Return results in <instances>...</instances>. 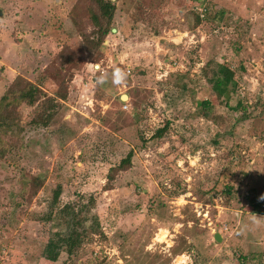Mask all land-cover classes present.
I'll list each match as a JSON object with an SVG mask.
<instances>
[{
	"label": "rangeland",
	"instance_id": "rangeland-1",
	"mask_svg": "<svg viewBox=\"0 0 264 264\" xmlns=\"http://www.w3.org/2000/svg\"><path fill=\"white\" fill-rule=\"evenodd\" d=\"M112 1L115 31L91 54L92 0H0V99L18 76L68 93L48 127L22 106L8 136L0 264H52L42 251L62 229L46 219L58 186L61 208L94 200L103 235L56 264H264V0ZM219 65L237 82L228 103L211 82Z\"/></svg>",
	"mask_w": 264,
	"mask_h": 264
},
{
	"label": "trees",
	"instance_id": "trees-1",
	"mask_svg": "<svg viewBox=\"0 0 264 264\" xmlns=\"http://www.w3.org/2000/svg\"><path fill=\"white\" fill-rule=\"evenodd\" d=\"M200 1V0H192ZM206 1V0H201ZM94 8L92 10L91 20L95 27L97 40L88 37L84 33L85 47L91 54L95 50H99L104 44V40L109 33L114 32L111 24L114 20L117 7L112 0H92ZM68 62L69 60L66 59ZM213 90L216 92L219 99H224L226 103L231 99L232 94L237 89L234 72L226 65H219V69L214 72L211 79ZM41 87L37 84L27 81L21 76H18L11 84L9 89L0 99V160L4 161L10 155L12 147L7 141L9 135L16 134L20 129L22 106L35 108L37 112L36 122L39 125L48 127L56 117V111L61 106L59 101H66L68 93L66 90L59 89L54 95L46 97ZM212 105L208 101L200 103V111L204 117L208 116ZM242 109V105H237V109ZM166 133V128L157 130L155 137H163ZM134 153L130 151L126 158L120 164L110 169L108 181L104 189L106 191L114 189V182L117 175L132 167V159ZM62 188L58 186L54 190L53 201L50 206V212L46 219L52 221L56 219L61 224L62 229L51 230L48 236L42 257L49 263L56 264L63 253L72 257L76 252L87 243L92 236L103 235L100 220L98 216H88L92 214L94 200L91 205L86 206L85 210H75L71 206L60 207V198ZM257 208V202H254ZM86 212V214H84ZM260 213V212H256ZM91 223L88 227V223ZM64 227V228H63Z\"/></svg>",
	"mask_w": 264,
	"mask_h": 264
},
{
	"label": "clouds",
	"instance_id": "clouds-1",
	"mask_svg": "<svg viewBox=\"0 0 264 264\" xmlns=\"http://www.w3.org/2000/svg\"><path fill=\"white\" fill-rule=\"evenodd\" d=\"M97 71L100 72V74L96 77V81L98 84H103L107 77L106 74L103 72V70L99 69L97 66ZM126 78V72L121 70L120 68H114L111 73V82L113 85H120L123 83V81Z\"/></svg>",
	"mask_w": 264,
	"mask_h": 264
},
{
	"label": "water",
	"instance_id": "water-1",
	"mask_svg": "<svg viewBox=\"0 0 264 264\" xmlns=\"http://www.w3.org/2000/svg\"><path fill=\"white\" fill-rule=\"evenodd\" d=\"M0 14H1V12H0ZM115 31V30H114ZM128 96H123V100H128ZM216 240L218 241V242H221L222 241V237H221V235L220 234H218L217 236H216Z\"/></svg>",
	"mask_w": 264,
	"mask_h": 264
},
{
	"label": "bare ground",
	"instance_id": "bare-ground-1",
	"mask_svg": "<svg viewBox=\"0 0 264 264\" xmlns=\"http://www.w3.org/2000/svg\"><path fill=\"white\" fill-rule=\"evenodd\" d=\"M162 238L164 239L165 238V235H163Z\"/></svg>",
	"mask_w": 264,
	"mask_h": 264
}]
</instances>
